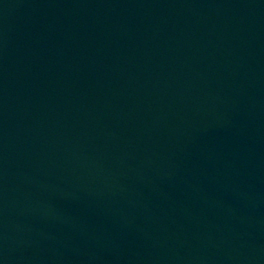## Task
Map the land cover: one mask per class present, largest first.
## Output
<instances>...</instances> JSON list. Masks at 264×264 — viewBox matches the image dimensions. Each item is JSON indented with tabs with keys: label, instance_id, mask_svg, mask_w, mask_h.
<instances>
[{
	"label": "water",
	"instance_id": "water-1",
	"mask_svg": "<svg viewBox=\"0 0 264 264\" xmlns=\"http://www.w3.org/2000/svg\"><path fill=\"white\" fill-rule=\"evenodd\" d=\"M0 264H264V0H0Z\"/></svg>",
	"mask_w": 264,
	"mask_h": 264
}]
</instances>
